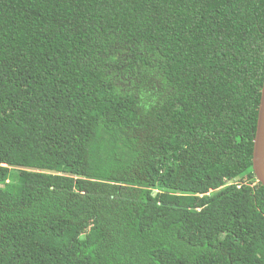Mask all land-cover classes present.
Wrapping results in <instances>:
<instances>
[{"label": "trees", "instance_id": "obj_1", "mask_svg": "<svg viewBox=\"0 0 264 264\" xmlns=\"http://www.w3.org/2000/svg\"><path fill=\"white\" fill-rule=\"evenodd\" d=\"M263 81L264 0H0V264H264Z\"/></svg>", "mask_w": 264, "mask_h": 264}, {"label": "water", "instance_id": "obj_2", "mask_svg": "<svg viewBox=\"0 0 264 264\" xmlns=\"http://www.w3.org/2000/svg\"><path fill=\"white\" fill-rule=\"evenodd\" d=\"M253 172L257 182L264 187V81L258 113L256 135L253 150Z\"/></svg>", "mask_w": 264, "mask_h": 264}]
</instances>
